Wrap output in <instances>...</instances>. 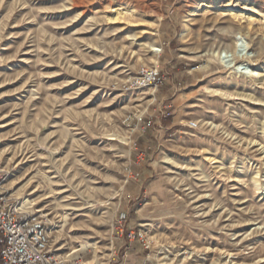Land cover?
I'll list each match as a JSON object with an SVG mask.
<instances>
[{
	"label": "rangeland",
	"instance_id": "rangeland-1",
	"mask_svg": "<svg viewBox=\"0 0 264 264\" xmlns=\"http://www.w3.org/2000/svg\"><path fill=\"white\" fill-rule=\"evenodd\" d=\"M220 1L0 0L1 191L66 264H264V0Z\"/></svg>",
	"mask_w": 264,
	"mask_h": 264
},
{
	"label": "built area",
	"instance_id": "built-area-1",
	"mask_svg": "<svg viewBox=\"0 0 264 264\" xmlns=\"http://www.w3.org/2000/svg\"><path fill=\"white\" fill-rule=\"evenodd\" d=\"M163 75L154 67H144L132 77L129 88L155 89L163 81ZM147 121L146 126H150ZM126 220L120 213L118 222ZM122 231V229H121ZM142 236L135 231H127L132 240ZM0 264H66L56 256L51 248L46 223L38 216L20 209L1 191L0 185Z\"/></svg>",
	"mask_w": 264,
	"mask_h": 264
},
{
	"label": "bare ground",
	"instance_id": "bare-ground-1",
	"mask_svg": "<svg viewBox=\"0 0 264 264\" xmlns=\"http://www.w3.org/2000/svg\"><path fill=\"white\" fill-rule=\"evenodd\" d=\"M218 4H220L221 6L222 5H227V6H230L231 8L228 9V13L230 15H232L233 17H236V12L234 11V9L232 8L233 5H242L243 8H251L252 9V6L248 3V0H235V1H231V0H226L225 2L221 3L218 2ZM186 31V30H185ZM241 42L237 39V38H234V41H233V44H232V47H231V52H232V56H233V60L230 62V64L228 65L229 68H232L234 71H239L241 73V68H240V58H242L238 52V48H239V44ZM154 45V44H152ZM150 51H158L155 46L150 48ZM220 51V50H219ZM151 52V53H152ZM218 53V52H217ZM231 54V53H230ZM152 55V54H151ZM231 56V57H232ZM243 56V55H242ZM220 57V56H219ZM246 57V56H244ZM157 58V57H156ZM155 57L152 58V61L157 63V60H156ZM154 63V64H155ZM19 206V205H18ZM20 209H22L20 206H19ZM24 210V209H23ZM60 256V255H59Z\"/></svg>",
	"mask_w": 264,
	"mask_h": 264
}]
</instances>
